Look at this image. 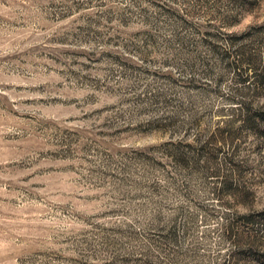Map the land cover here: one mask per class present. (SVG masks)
<instances>
[{
    "label": "rangeland",
    "instance_id": "1",
    "mask_svg": "<svg viewBox=\"0 0 264 264\" xmlns=\"http://www.w3.org/2000/svg\"><path fill=\"white\" fill-rule=\"evenodd\" d=\"M260 130L264 0H0V264H264Z\"/></svg>",
    "mask_w": 264,
    "mask_h": 264
},
{
    "label": "trees",
    "instance_id": "2",
    "mask_svg": "<svg viewBox=\"0 0 264 264\" xmlns=\"http://www.w3.org/2000/svg\"><path fill=\"white\" fill-rule=\"evenodd\" d=\"M260 118H262V114H256V115H250V116H248V118H247V123L248 124H250V125H252V126H256V122H257V120H259ZM262 136H264V130L262 131V130H260V132H259Z\"/></svg>",
    "mask_w": 264,
    "mask_h": 264
}]
</instances>
